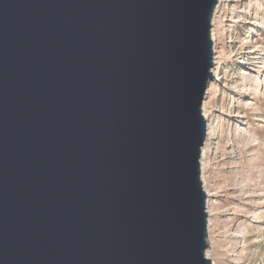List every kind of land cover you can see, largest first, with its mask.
<instances>
[{"label":"water","instance_id":"1","mask_svg":"<svg viewBox=\"0 0 264 264\" xmlns=\"http://www.w3.org/2000/svg\"><path fill=\"white\" fill-rule=\"evenodd\" d=\"M218 2L0 0V264H213Z\"/></svg>","mask_w":264,"mask_h":264},{"label":"rangeland","instance_id":"2","mask_svg":"<svg viewBox=\"0 0 264 264\" xmlns=\"http://www.w3.org/2000/svg\"><path fill=\"white\" fill-rule=\"evenodd\" d=\"M221 4L212 28L218 65L204 100L211 261L264 264V0Z\"/></svg>","mask_w":264,"mask_h":264},{"label":"bare ground","instance_id":"3","mask_svg":"<svg viewBox=\"0 0 264 264\" xmlns=\"http://www.w3.org/2000/svg\"><path fill=\"white\" fill-rule=\"evenodd\" d=\"M221 3H222V0H219L218 6H217V8L215 10V13H214V18H213V21H212V25H213L212 28L216 24L218 10H220V6L222 5ZM212 39H213V42H214V45H215V43L217 41V38H216V34H215L214 30L212 31ZM213 49H214V46H213ZM217 65H218L217 58H214V66L216 67ZM214 72H215V70L213 68L212 73L214 74ZM208 93H210V90L207 92V94ZM203 115H204V117H205V119L207 121V139H206V142H205V144H204V146L202 148V155H201V160L200 161H201V168H202V181H203V185H204V190L206 191V194H207L209 248L206 251V257L211 260L212 243L210 241V236H211V233H212V227L214 226V223H213V220H212V215L213 214L211 212V206H212L211 205V203H212L211 202V197H212V195H211L210 191L208 190L207 182H206V178H205L206 169H207L206 164H205V160L207 158L206 147L208 146V143H209V140H210V136H211V133H212V126H211L210 118H209V116L207 115V112H206V103L203 105ZM212 263L216 264L215 262H212Z\"/></svg>","mask_w":264,"mask_h":264}]
</instances>
